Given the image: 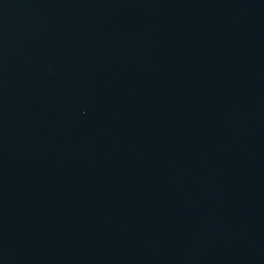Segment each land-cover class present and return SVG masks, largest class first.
<instances>
[{"label": "water", "instance_id": "water-1", "mask_svg": "<svg viewBox=\"0 0 264 264\" xmlns=\"http://www.w3.org/2000/svg\"><path fill=\"white\" fill-rule=\"evenodd\" d=\"M0 264H264V0H0Z\"/></svg>", "mask_w": 264, "mask_h": 264}]
</instances>
